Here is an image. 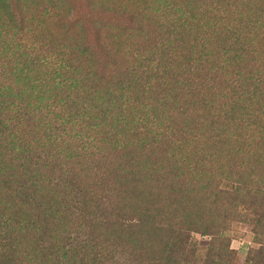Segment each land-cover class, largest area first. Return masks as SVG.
<instances>
[{
  "label": "trees",
  "instance_id": "16d2710c",
  "mask_svg": "<svg viewBox=\"0 0 264 264\" xmlns=\"http://www.w3.org/2000/svg\"><path fill=\"white\" fill-rule=\"evenodd\" d=\"M240 198L264 236V0H0V264H233Z\"/></svg>",
  "mask_w": 264,
  "mask_h": 264
},
{
  "label": "rangeland",
  "instance_id": "374dc122",
  "mask_svg": "<svg viewBox=\"0 0 264 264\" xmlns=\"http://www.w3.org/2000/svg\"><path fill=\"white\" fill-rule=\"evenodd\" d=\"M76 200L79 202L80 195L78 192H75ZM235 196L232 195L229 198H225V207L224 210L227 213L232 214L234 212V200ZM110 198L107 195L105 197V214L109 212V202ZM240 202H237V206L235 207L236 211L240 212V215H243L242 219L244 221H237V218L234 217L233 221L230 224V229L226 231V238L229 241V247L233 250L234 258L231 259L233 264H264V250L259 255L257 252L261 249H264V236L260 231L254 229H250V224L252 222V217L254 216V212L256 209H253L251 206L252 202H248L247 200L239 199ZM260 209H258V213ZM234 216V215H233ZM195 238L198 240H206L209 237L201 236L199 234H193ZM89 237L91 239V235L87 234V230L80 226L76 231L72 232L68 239L67 243H83V240ZM204 243V242H203ZM113 259L118 262L129 261L130 263H134L131 256L128 252L121 250L119 247L114 249Z\"/></svg>",
  "mask_w": 264,
  "mask_h": 264
}]
</instances>
